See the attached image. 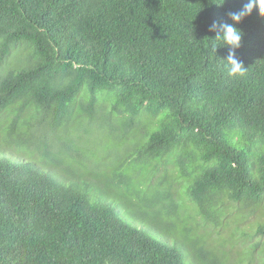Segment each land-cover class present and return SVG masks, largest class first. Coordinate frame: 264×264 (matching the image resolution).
Masks as SVG:
<instances>
[{
	"label": "trees",
	"instance_id": "trees-1",
	"mask_svg": "<svg viewBox=\"0 0 264 264\" xmlns=\"http://www.w3.org/2000/svg\"><path fill=\"white\" fill-rule=\"evenodd\" d=\"M246 2L0 0V264H228L233 208L264 242V18L243 76L209 40Z\"/></svg>",
	"mask_w": 264,
	"mask_h": 264
},
{
	"label": "rangeland",
	"instance_id": "rangeland-1",
	"mask_svg": "<svg viewBox=\"0 0 264 264\" xmlns=\"http://www.w3.org/2000/svg\"><path fill=\"white\" fill-rule=\"evenodd\" d=\"M180 189V185H177ZM176 189V188H175ZM186 205L189 203L186 201ZM233 208L223 220L219 228L206 226L200 228L199 234L215 249L217 253L225 255L228 264H264V242L257 238L250 229L252 217L233 223L231 219L235 216ZM240 227L241 232L232 231Z\"/></svg>",
	"mask_w": 264,
	"mask_h": 264
},
{
	"label": "clouds",
	"instance_id": "clouds-1",
	"mask_svg": "<svg viewBox=\"0 0 264 264\" xmlns=\"http://www.w3.org/2000/svg\"><path fill=\"white\" fill-rule=\"evenodd\" d=\"M218 6H222L224 0H215ZM257 10L260 17L264 18V0H247L244 6L238 11L230 14L231 23H213L210 26V31H215L217 34L215 38L209 39L213 43L211 44V50L215 53L218 47L228 48L227 62L228 74L230 76H243L248 69H245L243 63L235 56V50L241 46V40L243 33L235 25L242 22V20L249 16L253 10ZM219 41L220 45L215 42Z\"/></svg>",
	"mask_w": 264,
	"mask_h": 264
}]
</instances>
